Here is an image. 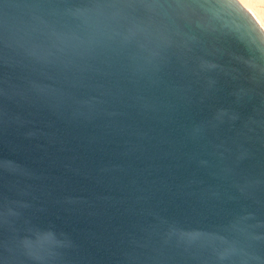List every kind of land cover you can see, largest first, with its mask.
<instances>
[{"label":"water","instance_id":"1","mask_svg":"<svg viewBox=\"0 0 264 264\" xmlns=\"http://www.w3.org/2000/svg\"><path fill=\"white\" fill-rule=\"evenodd\" d=\"M0 264H264L236 0H0Z\"/></svg>","mask_w":264,"mask_h":264},{"label":"rangeland","instance_id":"2","mask_svg":"<svg viewBox=\"0 0 264 264\" xmlns=\"http://www.w3.org/2000/svg\"><path fill=\"white\" fill-rule=\"evenodd\" d=\"M237 1V0H236ZM246 1H251V4L249 3V5H247L248 6V9L250 10H246V11H248V13L250 14V16L252 17V19L256 22V24L258 25V27L262 30V32L264 33V28H261V23H264V0H253V2H252V0H246ZM257 1V2H256ZM238 2V1H237ZM247 2V3H248ZM254 2H256V5H255V3ZM261 2V3H260ZM239 3V2H238ZM252 4H254V5H252ZM255 6V7H254ZM243 8V7H242ZM254 11V12H253ZM260 12V13H259ZM260 14H262V15H260ZM259 18H258V17ZM259 22H258V21ZM261 21V22H260Z\"/></svg>","mask_w":264,"mask_h":264},{"label":"snow or ice","instance_id":"3","mask_svg":"<svg viewBox=\"0 0 264 264\" xmlns=\"http://www.w3.org/2000/svg\"><path fill=\"white\" fill-rule=\"evenodd\" d=\"M237 8V13L241 18L242 23H246L249 27L254 28L255 26L251 23V18L246 15L241 9H239L238 5H234ZM259 22V21H258ZM261 28L264 27V23H261Z\"/></svg>","mask_w":264,"mask_h":264},{"label":"bare ground","instance_id":"4","mask_svg":"<svg viewBox=\"0 0 264 264\" xmlns=\"http://www.w3.org/2000/svg\"><path fill=\"white\" fill-rule=\"evenodd\" d=\"M238 2H239V4L244 8V10L246 11L247 9H248V6L247 5H249V3L251 4V1H246V0H237ZM248 2V3H247ZM252 2H253V0H252ZM257 2V1H256ZM256 2H254L255 3V5H256ZM261 3V2H260ZM247 4V5H246ZM252 5H254V4H252ZM250 6V5H249ZM255 7V6H254ZM249 10V9H248ZM250 11V10H249ZM247 13H248V11H246ZM254 12V11H253ZM260 13V12H259ZM249 14V13H248ZM250 15V14H249ZM260 15H262V14H260ZM264 16V15H263ZM258 17V16H257ZM259 18V17H258ZM264 18V17H263ZM258 21V20H257ZM261 22V21H260Z\"/></svg>","mask_w":264,"mask_h":264},{"label":"clouds","instance_id":"5","mask_svg":"<svg viewBox=\"0 0 264 264\" xmlns=\"http://www.w3.org/2000/svg\"><path fill=\"white\" fill-rule=\"evenodd\" d=\"M262 28H264V27H262Z\"/></svg>","mask_w":264,"mask_h":264}]
</instances>
